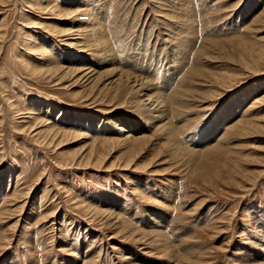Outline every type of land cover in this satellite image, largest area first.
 <instances>
[{
	"label": "rangeland",
	"instance_id": "1",
	"mask_svg": "<svg viewBox=\"0 0 264 264\" xmlns=\"http://www.w3.org/2000/svg\"><path fill=\"white\" fill-rule=\"evenodd\" d=\"M0 25V264L264 263V0H0Z\"/></svg>",
	"mask_w": 264,
	"mask_h": 264
},
{
	"label": "bare ground",
	"instance_id": "2",
	"mask_svg": "<svg viewBox=\"0 0 264 264\" xmlns=\"http://www.w3.org/2000/svg\"><path fill=\"white\" fill-rule=\"evenodd\" d=\"M96 17V16H95ZM90 20V19H89ZM97 20V19H96ZM95 20V21H96ZM99 21H101V20H99ZM98 21V22H99ZM97 23V22H96ZM1 29H3V27L0 25V43H1V41H2V39H3V34L1 33L3 30H1ZM94 34V33H93ZM100 34H101V32H100ZM99 35V34H98ZM108 37V36H107ZM103 39V35H102V38H101V40ZM99 41V40H98ZM105 41V40H104ZM100 43L102 42V41H99ZM103 44V43H102ZM101 46V45H100ZM34 49V48H33ZM35 49L36 50H34V52H37V53H39L40 52V54L39 55H41V56H43L44 55V51L42 50V49H40V48H38V47H35ZM38 49V50H37ZM104 49V48H103ZM105 50V49H104ZM106 52H108L107 54H109V50H107L106 49ZM104 53V52H103ZM104 55H105V53H104ZM104 55H102L101 54V56H104ZM111 55H112V52H111ZM106 56V55H105ZM102 57L101 59L104 61V62H106L107 61V63H105L104 65H106V66H111V67H113V65H112V62H110V61H112V60H110L109 61V59H111V57H109V55H107L108 57ZM98 57H100V56H98ZM112 57H113V55H112ZM114 58V57H113ZM114 61V60H113ZM114 68V67H113ZM113 68H108V69H106V74H108V78H106V79H104L100 84H101V86H102V88H104V89H111V90H113L114 91V93H116V92H118L119 90L120 91H122V90H124L126 87H130L129 88V90H131V95L132 96H135V97H138L139 99H141L142 97H145L144 95H146L147 96V98L145 99L144 98V100L142 99L141 101H140V106H139V109H140V113L142 114V115H145V118H147L148 120H152L153 121V123H159V122H163L164 121V119H165V117H164V114H165V112L163 113V110H166V108L165 109H159V108H161V107H163V106H165L164 105V102H162V100L160 99V98H158V97H156L155 96V100L153 101L152 100V98H151V94L152 93H150L148 90L150 89V87H149V89L147 88V85L142 81V79H136V77H134V76H132L131 74H128L127 72L125 73V72H120V71H118L117 69H113ZM62 69V68H61ZM84 69H86V68H84ZM83 69V71L81 70V69H74V70H70V69H67L66 71H65V73H70L71 75L73 74V73H76V82H78V81H80L83 77V79H85V80H82V81H84V83L85 82H87V84L89 85V84H98V78L95 76L96 74H95V72H93V71H85ZM92 70V69H91ZM85 71V73L84 74H82L83 72ZM124 71V70H123ZM82 74V75H81ZM115 76H117V77H115ZM115 77V78H114ZM81 81V82H82ZM155 87V86H154ZM101 88V89H102ZM121 88V89H120ZM156 88V87H155ZM158 89V88H157ZM143 92H145V93H143ZM147 92H149L150 94L148 95V94H146ZM152 92V91H151ZM158 95V94H157ZM153 97V96H152ZM154 98V97H153ZM169 102V101H168ZM154 105V106H153ZM50 111V110H49ZM139 112V111H138ZM155 120V121H154ZM43 122H41V123H39L40 125H43L42 124ZM152 123V122H151ZM166 125V124H165ZM168 125V124H167ZM44 126V125H43ZM47 126V125H46ZM162 126V125H161ZM167 127V126H166ZM49 128V127H48ZM165 128V127H164ZM174 129V128H173ZM49 130V129H48ZM47 130V131H48ZM52 131V130H51ZM53 131L54 132H52V133H54V135H58V134H62V136L64 137V136H66L67 134H69V133H65V132H62V133H60L58 130H54L53 129ZM56 131V132H55ZM34 132V131H33ZM119 132V131H118ZM171 132V131H170ZM50 133V135H51V132H48V134ZM120 133V132H119ZM170 134V133H169ZM37 135V133L35 134V136ZM129 141H130V139H129ZM131 141H135V139H132ZM129 142V143H132V142ZM142 141H145V138L142 140ZM46 142V141H45ZM50 144V143H49ZM86 161V164L87 165H89V164H95V162L97 161L98 163L97 164H99L100 162H101V160H95V162H93V160H91V157H90V155L87 157V159L85 160ZM99 213V212H98ZM105 217H107V218H110V216L108 215V214H106V216ZM118 222V221H117ZM119 223V222H118ZM117 223V224H118ZM115 224V223H114ZM113 225V224H112ZM162 226V225H161ZM120 227H122V226H120ZM122 229H125L124 227H122ZM154 235V234H153ZM156 235V234H155ZM140 238V237H139ZM259 240L262 242V244L261 245H257L256 243H255V246L257 247V250L259 251V253L261 254V257H263V255H264V238H259ZM160 241V240H159ZM63 247V246H62ZM164 249H165V247H164ZM168 253H169V251L167 252V255H168ZM172 254V253H171ZM174 254V253H173ZM248 254V253H247ZM127 255H129V257L131 256V258L129 259V263L128 264H136L135 263V261L134 262H132V254H127ZM176 256V255H175ZM251 257H247L246 259L247 260H251L250 259ZM261 259V258H260ZM137 262V261H136ZM260 262H256V264H259ZM261 264H264V263H261Z\"/></svg>",
	"mask_w": 264,
	"mask_h": 264
}]
</instances>
